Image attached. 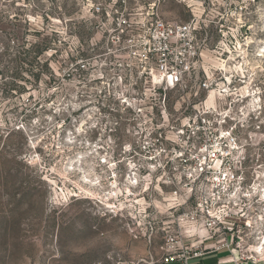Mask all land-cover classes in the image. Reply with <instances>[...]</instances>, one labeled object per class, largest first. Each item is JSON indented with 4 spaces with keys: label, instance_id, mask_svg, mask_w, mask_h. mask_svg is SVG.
Masks as SVG:
<instances>
[{
    "label": "rangeland",
    "instance_id": "rangeland-1",
    "mask_svg": "<svg viewBox=\"0 0 264 264\" xmlns=\"http://www.w3.org/2000/svg\"><path fill=\"white\" fill-rule=\"evenodd\" d=\"M156 17L195 19L208 64L230 50L247 76L239 91L257 89L237 106L259 103L264 0H0V264L159 258L183 198L152 167L156 137L175 136L193 102L169 89L164 109L165 91L138 72L139 35ZM248 122L240 218L264 264V112Z\"/></svg>",
    "mask_w": 264,
    "mask_h": 264
},
{
    "label": "built area",
    "instance_id": "built-area-1",
    "mask_svg": "<svg viewBox=\"0 0 264 264\" xmlns=\"http://www.w3.org/2000/svg\"><path fill=\"white\" fill-rule=\"evenodd\" d=\"M199 27L195 19L170 23L156 17L139 35L145 68L138 72L165 91L164 109L169 89L189 94L193 102L189 103L192 112L172 127L175 136L161 131L156 137L161 159L152 167L162 172V183L172 189L169 197L183 198L178 204L183 212L171 221L172 226L163 227L157 261L191 264L212 251L227 249L229 264H260L261 246L248 241L253 224L240 218L243 209L239 206L248 200L242 191L248 184V162H237V150L241 129L249 120L259 121L264 112V95L256 105L249 100L237 106V101L245 102L250 91L257 89L239 91L247 76L230 50H222L208 64L212 54L198 39ZM256 93H261L260 88Z\"/></svg>",
    "mask_w": 264,
    "mask_h": 264
},
{
    "label": "crops",
    "instance_id": "crops-1",
    "mask_svg": "<svg viewBox=\"0 0 264 264\" xmlns=\"http://www.w3.org/2000/svg\"><path fill=\"white\" fill-rule=\"evenodd\" d=\"M231 261L230 252L227 249L212 251L200 259H194L191 264H229ZM147 264H162L159 261H149ZM178 264V263H176Z\"/></svg>",
    "mask_w": 264,
    "mask_h": 264
}]
</instances>
